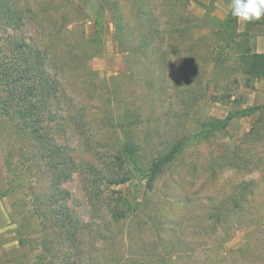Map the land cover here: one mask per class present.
<instances>
[{"label": "trees", "instance_id": "obj_1", "mask_svg": "<svg viewBox=\"0 0 264 264\" xmlns=\"http://www.w3.org/2000/svg\"><path fill=\"white\" fill-rule=\"evenodd\" d=\"M58 1L0 0V116L13 123L17 134L30 137L35 156L47 168L50 179L45 192L34 199V216L42 227V237L37 240L40 253L35 256L34 264H264V254H254L257 247L264 248V238H255L258 232L264 234V160L254 164L262 174L259 179L239 184L231 196L233 201H228L231 199L228 197L226 201L213 203V199L210 204L201 205L195 218L185 214L177 216L171 204L160 206L153 198L156 183L166 168L184 155L189 133L184 130L174 135L166 142V149L155 152L154 145L145 142L144 136H151L150 130L147 128L141 134L143 126L150 122L149 114L141 105H133L121 95L114 97L125 104L117 112L110 109L103 112V104L109 101L101 96L97 98L101 105L97 115H104L103 126L114 131L108 138L114 136L116 142L111 146L93 143L87 138L86 145L96 158L101 153L96 149L100 147H105V152L114 151L111 153L114 156L112 162L102 168L91 163L85 166L90 177L85 181L92 185L88 192L89 221H82L74 213L69 205L70 192L63 183L82 171L83 164H79L59 138L65 133L62 125L65 117L60 114L61 76L65 71L69 77L74 76L75 68L84 67L85 71L88 61L92 63L95 59L82 44H78L81 52L69 46L66 36L69 33L61 28L55 15ZM100 1L102 8L110 11L120 51L133 57L134 76L143 80L153 73L152 66L170 77L175 74L172 88L178 94L172 105L177 104L174 113L178 124L185 126L182 114L189 117L199 102L200 92L194 88L197 86L193 79L207 73L208 53L215 55L210 52L212 48L208 42L202 51L200 43L206 40L204 35H200L193 46L187 42L195 29L190 18L191 0ZM128 6L133 9L131 13L124 11ZM34 18L41 22L38 24L41 39L31 43L22 33ZM237 21L234 18L224 23L234 36L240 35L234 28ZM95 24L96 38L82 37V42L99 41L102 24L99 20ZM219 32L218 29L213 34ZM194 52L202 58L196 59ZM238 54L248 66L243 73L245 76L264 79V54L251 53L248 46ZM216 55L222 57L224 53ZM174 66L177 70L172 72ZM74 79L87 80L88 75ZM202 80L201 76L199 89ZM146 95L143 93L141 99L148 100ZM262 110L264 114V107L259 106L238 110L224 120L211 123V129H226L235 117H247L248 113ZM84 116L77 110L68 117L78 132L84 129ZM258 125L260 119L252 124L249 133L255 140L261 135ZM134 173L146 180L142 201L132 202L120 191L106 193L104 187L125 184ZM188 211L189 208L186 213ZM98 217L110 218V224L101 229L99 224L92 223ZM194 229L197 236H190L188 232ZM241 230L247 236V243L236 249L228 248L234 233Z\"/></svg>", "mask_w": 264, "mask_h": 264}, {"label": "rangeland", "instance_id": "obj_2", "mask_svg": "<svg viewBox=\"0 0 264 264\" xmlns=\"http://www.w3.org/2000/svg\"><path fill=\"white\" fill-rule=\"evenodd\" d=\"M21 2L24 3L25 0ZM57 3L55 15L58 24L69 33L65 34L70 40L69 46L74 51L81 52L82 47L78 44H82L87 53L94 56L98 52L105 53L107 45L116 49L113 67H106V59L95 60L92 63L88 61L85 71L84 67L76 70L73 66L74 76L69 77L66 71L61 76L63 96L60 114L65 117L62 123L65 133H61L59 138L78 159L79 164H83L82 171L75 173L72 179L66 180L63 187L70 192L69 205L82 221H89L88 192L92 186L85 181V178H90L85 166L91 163L102 168L110 164L114 156L112 155L114 151L105 152V147L96 149L97 152H101L98 158L91 155L86 139L90 138L93 143L100 142L111 146L116 142L114 136H111L112 139L108 138L114 131L109 126H103L104 115L103 117L97 115L98 107H101L97 100L98 96L109 101L103 104V112L105 109L117 112L119 107L125 105L117 102V98L114 99L117 95L128 99L133 105H141L150 118V122L143 126L141 134L143 135L147 128L150 130L151 136L149 134L144 136L147 138L145 142L154 145L155 152L166 149V142L173 139L174 135L184 133V130L189 133L190 140L184 155L166 168L156 183L153 198L160 206L171 204L177 216L185 214L184 216L195 218L201 205L210 204L213 199V203L226 201L228 197L234 195V190L239 184L259 179L262 174L254 168V164L264 160L263 110L248 113L247 117H235L223 130H212L210 124L224 120L238 110H248L254 106L264 107V79L245 76L243 73L248 70V66L239 59L238 54L243 53L247 46L251 53H264V18L250 23L242 20H238L235 25L232 23L235 31L240 34L234 36L230 33L231 29L226 28L224 24L235 18L231 15L232 0H191L190 18L195 29L189 34L187 42L193 46L200 35H204L206 40L203 39L204 41L200 43L202 51L208 42L214 50L211 49L210 52H215V55L211 56L208 53L207 59L210 60V64L207 73L201 75L203 78L201 89L198 88L201 76L193 79L197 86L194 88L200 92L199 102L191 110L189 117L186 118L182 114L185 122V126H182L181 123L178 124L174 113L177 104L172 105L178 94L172 88L175 74L170 77L167 72H157L158 70L152 66L150 70L153 73H149L143 80L140 81L134 76L133 57L120 51L114 26L110 22V11L102 8L100 0H59ZM124 11L131 13L133 9L128 6ZM96 20L102 24L99 41L94 44L82 42V37L88 39L87 31L89 32L91 28L94 29L92 32H96ZM38 24H41L39 19H32L22 33L23 38L30 40L31 43L39 42L41 38ZM56 27L60 30L59 25ZM218 29L220 31L218 35L213 34ZM162 38L164 37H161V40ZM218 52L224 55L219 57L216 55ZM194 53L196 59L202 58L197 52ZM176 70V66L171 68L172 72ZM86 74L87 80L74 79L83 78ZM143 93L147 94L149 101L141 99ZM77 110L85 114L86 122L82 124L84 129L79 132L68 119ZM259 119L261 135L255 140L249 133L252 124L257 123ZM22 146L23 150L20 149ZM148 152L150 154L151 151ZM49 183L48 170L37 160L30 137L17 134L13 123L0 116V200L9 216L12 228L9 232H16L22 241V245L20 242L16 247L3 246L2 243L8 233L0 231V264L35 263V256L40 253L37 249V240L42 237V227L40 220L34 216V199L45 192ZM104 188L106 193L112 190L120 191L132 202H140L146 194V180L140 174L134 173L125 184ZM228 201H233V197ZM92 223L99 224L102 229V226L110 224V218L98 217L92 220ZM188 234L195 236L197 233L194 229ZM234 234L228 248L236 249L247 243V236L242 230ZM256 237L264 238V234L258 232ZM253 243L256 245L255 241ZM254 254L262 256L264 248L257 247Z\"/></svg>", "mask_w": 264, "mask_h": 264}, {"label": "crops", "instance_id": "obj_3", "mask_svg": "<svg viewBox=\"0 0 264 264\" xmlns=\"http://www.w3.org/2000/svg\"><path fill=\"white\" fill-rule=\"evenodd\" d=\"M94 29H90L89 32L87 31V37L88 39H94L97 36V30L96 32H92ZM110 44V43H109ZM112 45V44H111ZM111 47V48H110ZM115 52L116 49H114V46H106V52L105 53H98L94 56L95 60H101L106 59V67H113L114 61H115ZM264 54V53H260ZM12 229L10 225L9 216L7 214V211L5 209L4 204L0 200V231H6L8 234H6V238L3 241L2 245L6 247H16L20 244V239L16 232H9V230Z\"/></svg>", "mask_w": 264, "mask_h": 264}, {"label": "clouds", "instance_id": "obj_4", "mask_svg": "<svg viewBox=\"0 0 264 264\" xmlns=\"http://www.w3.org/2000/svg\"><path fill=\"white\" fill-rule=\"evenodd\" d=\"M231 15L242 21H258L264 18V0H232Z\"/></svg>", "mask_w": 264, "mask_h": 264}]
</instances>
